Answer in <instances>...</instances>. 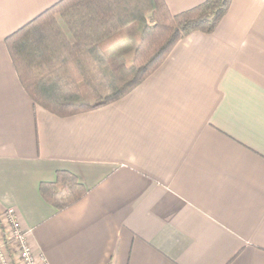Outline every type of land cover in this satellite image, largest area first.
Returning <instances> with one entry per match:
<instances>
[{
    "label": "crops",
    "instance_id": "0c3cea01",
    "mask_svg": "<svg viewBox=\"0 0 264 264\" xmlns=\"http://www.w3.org/2000/svg\"><path fill=\"white\" fill-rule=\"evenodd\" d=\"M59 1L0 0V228L15 209L45 264H264V0H231L127 95L67 118L29 100L4 45ZM140 30L105 44L113 65ZM58 171L87 190L60 212L39 193Z\"/></svg>",
    "mask_w": 264,
    "mask_h": 264
},
{
    "label": "trees",
    "instance_id": "16d2710c",
    "mask_svg": "<svg viewBox=\"0 0 264 264\" xmlns=\"http://www.w3.org/2000/svg\"><path fill=\"white\" fill-rule=\"evenodd\" d=\"M231 0H205L172 15L164 0H60L4 39L17 79L34 105L67 118L109 105L131 92L195 33L211 34ZM140 23L130 60L113 65L105 45ZM45 203L63 211L87 190L76 177L56 172L42 183ZM10 252V251H9Z\"/></svg>",
    "mask_w": 264,
    "mask_h": 264
},
{
    "label": "built area",
    "instance_id": "2783aa9c",
    "mask_svg": "<svg viewBox=\"0 0 264 264\" xmlns=\"http://www.w3.org/2000/svg\"><path fill=\"white\" fill-rule=\"evenodd\" d=\"M0 264H45L43 259L35 256L28 233L21 227L18 213L13 208L1 216Z\"/></svg>",
    "mask_w": 264,
    "mask_h": 264
},
{
    "label": "rangeland",
    "instance_id": "374dc122",
    "mask_svg": "<svg viewBox=\"0 0 264 264\" xmlns=\"http://www.w3.org/2000/svg\"><path fill=\"white\" fill-rule=\"evenodd\" d=\"M138 25H140V23H138ZM140 26H142V24L140 25ZM134 30V26H132V27H129L125 32H126V36H125V42L126 43H130V41L131 40H129V38H130V36H131V34H132V31ZM134 32V31H133ZM125 42H123V44L122 43H120L119 45H117L118 46V49H123L124 47H125ZM128 45V44H127ZM124 51H126V49H124ZM119 63V60H117V61H115V60H112V63L114 64V63ZM13 251V250H12ZM15 254V251H13V255ZM11 258H14V256L13 257H11Z\"/></svg>",
    "mask_w": 264,
    "mask_h": 264
}]
</instances>
